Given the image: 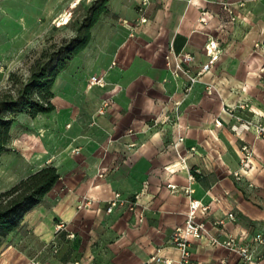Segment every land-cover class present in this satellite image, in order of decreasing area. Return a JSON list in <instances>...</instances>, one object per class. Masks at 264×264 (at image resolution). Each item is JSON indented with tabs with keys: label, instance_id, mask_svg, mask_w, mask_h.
Masks as SVG:
<instances>
[{
	"label": "crops",
	"instance_id": "obj_1",
	"mask_svg": "<svg viewBox=\"0 0 264 264\" xmlns=\"http://www.w3.org/2000/svg\"><path fill=\"white\" fill-rule=\"evenodd\" d=\"M71 1L44 0L46 18L68 13ZM94 1L79 4L87 10ZM107 10L87 46L56 76L54 110L21 115L18 153L0 167V193L46 166L59 178L6 237L0 264H143L156 253L176 260L169 237L186 219L188 186L192 199L209 206L198 220L210 224L234 214V222L211 229L213 235L264 237V141L231 129L236 123L224 112L243 104L246 110L237 115L264 122V52L253 50L264 43V0H109ZM210 39L220 44L218 60L184 96L188 81L173 74V56L191 55L189 74L195 76L207 62ZM91 77H102L105 87L90 86ZM104 100L111 105L99 116ZM175 103H181L178 120L154 126V119L173 115ZM243 145L252 157L236 181ZM115 194L138 196L142 224L125 209L106 214ZM84 199L90 205L78 211ZM59 224L65 229L56 233ZM190 254L198 264H245L209 247L206 238L192 241ZM257 260L264 264V247Z\"/></svg>",
	"mask_w": 264,
	"mask_h": 264
},
{
	"label": "built area",
	"instance_id": "obj_2",
	"mask_svg": "<svg viewBox=\"0 0 264 264\" xmlns=\"http://www.w3.org/2000/svg\"><path fill=\"white\" fill-rule=\"evenodd\" d=\"M72 5V4H71ZM70 5V8H71ZM144 5V3H143ZM229 15H232L231 11H228ZM234 19H231L233 21ZM141 23H145V19L140 20ZM221 53L220 44L215 39H210L204 46V54L207 58V62L203 64L199 71L196 72L195 76L189 74V68L193 62V57L188 54H178L173 56V74L175 76H183L187 79L188 85L184 90V96L190 91V87L197 82L198 76L210 70L212 65L218 60ZM168 61V58H166ZM90 86H96L99 88L105 87V82L102 77H91L89 80ZM208 88H212L208 86ZM181 103H175L173 109V115L170 117L168 115L164 116L162 119H154L153 125H164L167 123H173L178 120V108ZM111 102L109 100H104L98 111L97 115L102 116L106 113L107 109L110 107ZM247 106L240 104L235 109H225L224 112L228 115L234 122L236 126H232L231 129H241L245 132H251L255 139L264 141V122H257L250 118L237 115L238 111L246 110ZM215 126L220 127L221 123L219 121L215 122ZM132 147V145L130 146ZM240 159H239V170L234 172L232 176L236 181H240L242 175L240 171L246 169L249 160L252 157V151L247 145H243L240 148ZM180 163L184 164V159H180ZM198 174V171L191 172L188 175V184L191 185L194 182V176ZM101 177V175H100ZM171 191L175 190L174 186H167ZM184 194L188 197V207L186 213V219L182 226L176 227L169 237V245L177 251L178 258L176 260L164 258L156 253L153 255L146 263L143 264H198L195 263L190 254V245L192 241H197L202 238H206V243L212 248H222L228 254L235 256L239 261L245 264H259L257 258L260 249L264 247V237L262 235H255L250 240L245 241L239 239L238 237L227 233L223 238L213 235L210 230L223 228L226 223L234 222L235 217L232 212H228L224 217L214 218L210 222L198 220L200 216H207L209 212V206L200 203V201L191 198V189L188 186L183 190ZM138 196H133L130 199H124L120 194H115L114 197L107 203L106 214H111L115 209H125L130 215L134 217V222L136 225H140L144 222V208L141 207L138 202ZM90 205V202L84 199L77 206V210L86 209ZM56 233L65 229V226L59 224L56 226ZM68 238L72 239L73 236L69 235Z\"/></svg>",
	"mask_w": 264,
	"mask_h": 264
},
{
	"label": "trees",
	"instance_id": "obj_3",
	"mask_svg": "<svg viewBox=\"0 0 264 264\" xmlns=\"http://www.w3.org/2000/svg\"><path fill=\"white\" fill-rule=\"evenodd\" d=\"M108 2L95 0L86 10L75 36L58 47L44 51L31 66L25 83L10 75L9 81L14 90L0 94V158L8 151L10 129L17 115L35 118L54 110L51 102L54 80L70 59L87 46L91 29L100 17L108 13ZM58 178L56 169L46 166L0 193V243L18 228L28 211L40 204Z\"/></svg>",
	"mask_w": 264,
	"mask_h": 264
},
{
	"label": "rangeland",
	"instance_id": "obj_4",
	"mask_svg": "<svg viewBox=\"0 0 264 264\" xmlns=\"http://www.w3.org/2000/svg\"><path fill=\"white\" fill-rule=\"evenodd\" d=\"M46 1L48 5L51 0ZM80 1L72 0L69 8L73 2L76 3V7L68 13H63L58 19L49 21L43 11L44 0H0V94L14 90L9 81L10 75H15L25 83L31 66L44 51L50 47H58L75 36L76 28L86 13L85 3L79 4ZM231 19H234V22L237 20L233 12L229 15V21ZM253 50L263 53L264 43H256ZM21 115L24 114L15 117L10 129L12 147L9 148V141L8 151L5 153L9 157L0 167L10 164L11 159L18 153L16 129L23 126ZM20 163L22 158H16L12 167L19 166ZM5 239L0 243V248L4 245Z\"/></svg>",
	"mask_w": 264,
	"mask_h": 264
},
{
	"label": "bare ground",
	"instance_id": "obj_5",
	"mask_svg": "<svg viewBox=\"0 0 264 264\" xmlns=\"http://www.w3.org/2000/svg\"><path fill=\"white\" fill-rule=\"evenodd\" d=\"M74 7H76V3L75 2L72 3L71 9L74 8Z\"/></svg>",
	"mask_w": 264,
	"mask_h": 264
}]
</instances>
